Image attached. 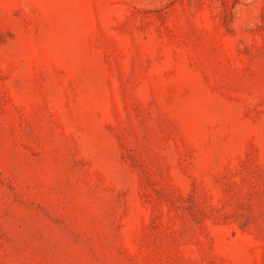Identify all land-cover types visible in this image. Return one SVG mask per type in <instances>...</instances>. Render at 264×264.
<instances>
[{"label": "rangeland", "instance_id": "rangeland-1", "mask_svg": "<svg viewBox=\"0 0 264 264\" xmlns=\"http://www.w3.org/2000/svg\"><path fill=\"white\" fill-rule=\"evenodd\" d=\"M0 264H264V0H0Z\"/></svg>", "mask_w": 264, "mask_h": 264}]
</instances>
